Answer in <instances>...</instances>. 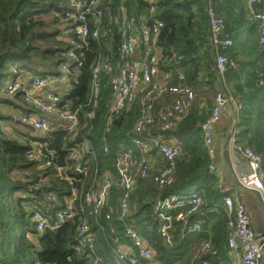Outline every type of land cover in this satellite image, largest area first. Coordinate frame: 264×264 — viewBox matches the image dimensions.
I'll use <instances>...</instances> for the list:
<instances>
[{
	"label": "built area",
	"instance_id": "built-area-1",
	"mask_svg": "<svg viewBox=\"0 0 264 264\" xmlns=\"http://www.w3.org/2000/svg\"><path fill=\"white\" fill-rule=\"evenodd\" d=\"M103 0H67V21L77 24L73 29L66 31V40L71 45L67 56L69 61H78L77 51L87 48L86 39L89 35L99 39L102 32L104 8L100 5ZM122 0L117 7L114 22L118 25L120 42L117 53L120 56L115 64L118 75L111 79L112 103L110 106L112 116L123 109H129L133 101L140 100V117L134 123V132L139 136L132 139L135 145L143 151V154L133 166V155L130 150L122 148L115 157L114 169L116 174L109 171L101 172L98 165L91 167V162L96 160L97 154L89 138L78 141L82 127H89L96 114V108L100 98L101 74L108 75L113 70L109 58L99 56L92 65V84L89 106L86 112V122L81 124L79 112L81 105L76 108L69 103H63V97L70 94L73 83L77 82L76 73L72 72L73 63L64 62L60 66L58 75H42L30 71H24L17 64L12 65L4 90L9 94L22 92L26 101L33 106V111L24 113L21 122L29 125L32 129L48 133L54 130L65 132L64 138L73 145L69 149L68 167L61 166L55 161L56 151L46 142L32 140L27 143L25 152L26 159L36 162L40 167H53L70 186V192L64 200V204L55 209V223L53 228L72 220L79 212L83 219L77 226V243L74 250L78 253H87V257L93 258L95 264H100L101 259L95 254L96 234L91 227V219L101 216L109 204L113 191H121L119 208L116 214L124 221L131 213V194L135 191L141 179L150 177L152 163L146 154L148 144H154L165 160V165L151 175L153 182L159 190H163L175 181L177 159L181 154V144L165 138L164 132L174 129L190 112L196 97V92L186 84L185 71L180 67L171 69L177 76V83L173 84L170 73L161 74L160 57L157 38L163 27V21L143 15L133 17L129 14L128 7ZM149 4L150 15L156 12L158 0H145ZM205 12L210 29V41L214 48L233 45L234 39L226 32L227 24L225 17L216 10L215 0H204ZM261 0H248L247 18L258 22L259 41L264 45V11L259 9ZM94 16V26L87 23V15ZM148 21V23H145ZM109 31L111 29L109 28ZM73 33V34H72ZM156 38V41H155ZM143 45L142 57L138 58V48ZM161 50V49H160ZM137 54V55H136ZM175 57V54H173ZM181 59V56L178 57ZM231 60L223 52L216 51L215 59L210 69L222 75L228 69ZM66 83V91L62 95L55 89L59 83ZM139 93H141L139 95ZM164 95L173 96V102L155 113V104ZM229 99L218 91L214 96V105L211 114L201 123V130L208 153L211 156L209 172L214 174L218 190L222 193V204L215 203L212 208L219 209L222 206L227 214L228 245L231 249L241 252L238 264H264V251L251 223V216L242 201L235 200L233 195L224 185L223 174L216 162L217 151L215 149V127L222 117ZM52 117L57 120L54 126ZM160 123V134L156 137L152 130L154 124ZM231 150L242 156L248 170L240 175V182L246 188L257 190L261 193L264 201V159L252 147L243 144L237 136L230 140ZM108 145L104 146V152H108ZM87 177L92 170V183L85 193L81 191L79 179L68 175V170ZM21 178H28L29 173L19 171ZM38 184L34 185L31 198L38 190ZM51 197H48L50 205ZM51 206V205H50ZM50 206H45L34 200L32 203V220L36 224V231L42 233L49 226L47 211ZM209 205L201 191L195 190L188 195L171 194L166 197H158L154 210L159 224L158 230L161 237L168 243L173 244L170 233L173 221L183 224L186 234H196L203 230L204 222L209 217ZM174 211L175 214L171 212ZM106 213V218H110ZM124 236L132 243V248L137 253L121 244V236L116 235L114 241L117 247L113 250L118 264H161L156 256V246L147 242L135 228L127 224ZM213 245L209 239L200 243L196 264H210L207 255L212 251ZM0 264H4L0 255Z\"/></svg>",
	"mask_w": 264,
	"mask_h": 264
},
{
	"label": "trees",
	"instance_id": "trees-1",
	"mask_svg": "<svg viewBox=\"0 0 264 264\" xmlns=\"http://www.w3.org/2000/svg\"><path fill=\"white\" fill-rule=\"evenodd\" d=\"M66 1L0 0V255L4 264H95L94 259L87 257L86 252L78 253L74 250V245L77 243V226L83 219L80 212L72 220L61 224L58 228H53L54 220L42 233L36 231V224L32 220L33 201L37 200L45 206L51 205L49 209L54 214L55 209L64 204V200L70 192V186L53 167L45 168L44 174L49 176L47 183H43L40 179L36 180L31 174L28 178L16 175L17 171L27 169L30 162L25 156L27 144L13 138L4 129V122L9 118L4 112V107L16 106L17 101L24 102L21 99L24 95L22 92L9 94L4 90L12 65L17 64L24 71L42 75H58L61 73L60 66L64 62L73 63L71 70L76 73L77 82L73 83L70 94L63 97V103L67 102L73 108L81 105L79 116L83 125L87 121L86 112L89 108L87 102L91 92L92 65L99 56L109 58L113 70L108 75L101 74L102 84L95 117L89 122L91 128H81L78 141L84 138L90 139L97 154L96 160L91 162V167L93 170L98 165L101 172L107 171L112 166L116 154L123 146L130 150L134 156L140 152V148L132 141L133 138L139 136L133 131V128L141 113L140 100L137 98L129 109H123L114 114L109 121L113 98L110 82L114 75H118L115 64L120 59L117 53L120 33L118 25L113 19L122 0L102 1L100 6L104 8V14L101 36L99 39H95L89 35L86 39L87 48L76 53L78 61H69L67 56L71 45L65 39L66 31L75 28L77 24L65 20L68 10ZM125 3L130 15L135 17L146 15L163 21V27L158 37L162 54L160 64L164 58H167L174 62L171 69L174 67L185 68L186 84L188 85L190 75L187 72V65L192 63L191 56L196 47L194 42L198 40L200 45H205L209 41L194 38L197 29H201V31L203 29L200 17L192 9L194 4H199V1L158 0L153 16L150 15L149 4L145 0H126ZM225 20L227 30L232 34V31L237 28L229 26L228 19ZM87 23L90 27L94 26V16L91 13L87 15ZM208 44L210 45L209 42ZM179 56L181 59H178ZM174 77L176 81H172V83L176 84L177 76L174 74ZM33 110L32 108L30 112ZM187 117L188 115L174 129L166 132H172L179 137L184 134L187 137L192 136V130L184 123ZM153 127L159 128L158 121ZM194 131L200 134L201 128L195 126ZM64 135V131L54 130L48 133H39L33 139L46 142L56 151L55 161L63 167H68L70 164L69 149L73 144L66 140ZM105 145L109 147L108 152H104ZM198 152L199 150L193 151V155L197 157L181 160L178 157L175 181L165 189L159 190L151 180L152 177L143 185L146 190L142 186L137 188L131 195L133 205L126 220L119 219L115 210L110 207V203L101 216L91 219L90 223L94 232L99 230V227H106L112 231L111 239H109L112 244L111 248L105 246L104 236L97 239L95 254L102 260L100 264H118L113 252L117 246L114 244V237L116 235L123 236L127 224L132 225L147 242L156 246V256L161 264H182L181 258L177 257L178 246L176 243L168 244L159 233L154 204L158 197H166L171 194L186 195L192 192L194 187H202L205 190L206 193L203 195L209 205V214H214L218 218V230L222 234L223 240L228 216L222 206L219 209H211V205L215 203L222 204V193L218 191L221 194L219 202L212 201L219 199V196H215L213 189L215 176L205 170L209 166V156ZM92 170L85 177L84 193L91 186ZM68 175L76 176L78 179L81 177L71 169L68 170ZM145 179L147 180V178ZM78 183L80 185L79 181ZM36 184H38V191L31 198ZM147 190L150 191L147 192ZM48 197L56 198L57 201L52 199L49 205ZM106 213L111 214L110 218H106ZM53 218L55 219V215ZM179 223L174 220L173 226H180ZM116 224H119V228ZM100 242H103L101 244L104 246ZM213 243L216 244L215 235ZM194 261L196 264L197 260Z\"/></svg>",
	"mask_w": 264,
	"mask_h": 264
},
{
	"label": "crops",
	"instance_id": "crops-1",
	"mask_svg": "<svg viewBox=\"0 0 264 264\" xmlns=\"http://www.w3.org/2000/svg\"><path fill=\"white\" fill-rule=\"evenodd\" d=\"M198 1L199 4H194L192 9L196 15L200 17L203 29L202 31L201 29H197L194 38L207 39L209 40L208 42L210 45L208 42H206L205 45H200L199 41L195 40V52H193L191 56L192 63H188L187 65V72L188 75H190L188 85L196 92L192 108L187 119L184 121V123H186V125L192 130V136L187 137L186 134H184L179 137L176 134H172V132H166L164 136L165 138L181 144L179 160L183 158L189 159V157H197L196 155H193V151L199 150L198 153L203 152V154L209 156L210 164L212 159L208 153L207 146L205 145L202 130L199 134V132L194 131V127L201 128V123L211 114L215 94L218 91H221L226 95L229 99L228 105L225 107L222 117L215 127V149L217 151L216 162L218 168L223 173L225 187L233 195L235 200L242 201L245 204L251 216V223L256 233L259 234V230L264 229V203L261 200L259 192L257 193V191L243 187L240 182V175L248 170L247 163L242 156L231 150V144L228 149L230 153L228 158L229 161H227L225 157V144L229 139V135L232 134V136H237L243 144L252 147L264 159V45L259 41L258 22L250 21L247 18L248 0H216V10L218 13L223 15L225 19H228L229 26L237 28L232 31V34L226 29V32L234 38L233 45L227 47L220 46L216 49L210 41V29L207 14L205 12V1ZM258 7L261 11H264V0H261ZM132 16L135 17L134 15ZM145 23H148V21H145ZM142 49L143 45H140L137 51L138 58L142 57ZM160 49L158 50V54L161 58L162 54ZM216 51H222L227 54L231 60L228 69L222 75L210 69V65L215 59ZM173 65L174 62L172 60L164 58L160 64L161 74L170 73L171 81H176L174 73L171 70ZM182 69L185 71V68L182 67ZM66 87V83L63 82L57 84L55 89L63 95L66 91ZM140 94L141 93H139V95ZM21 99L24 100L23 103L17 101L16 106L4 107V112L9 116L5 122L7 123V127L10 130L14 129L16 133L11 132L12 134H10L8 132V134L18 141L27 144L34 140L33 138L39 133H43L33 130L29 125H25L21 122V116L24 113L30 112L33 108V106L25 100L24 95ZM172 102L173 96L164 95L155 104V113L159 114L160 110L169 106ZM52 121L54 126H56L57 120L55 117H52ZM152 130L156 137L160 134V129L158 127H152ZM180 133H182V131H180ZM187 139L189 140L188 142ZM122 148H124V146ZM136 154L138 155H133V166H135L136 161L143 154V151L140 150V152ZM146 154L149 156L152 163L151 175L165 165L163 156L159 153L154 144H148ZM208 169L209 166H207L205 170L207 171ZM26 170L29 174L35 177L36 180L40 179L43 183H47L49 180V176L44 174L45 168L40 167L34 161L30 162V165ZM107 171L116 174L114 162ZM17 172L19 173V171ZM207 172L209 173V171ZM18 173L16 175H18ZM150 177L147 178V180L141 179L142 182L140 183L139 181L140 184L138 183L137 188L142 186V188L145 189L143 185L148 179H150ZM84 181L85 177L81 176L79 178L81 191L85 189L86 184ZM213 189L215 191V196H219V199L212 201L219 202L221 194L218 192L219 190L216 180H214ZM195 190H201L202 193H206L202 187H194L192 189V191ZM149 191L150 190H147V192ZM121 196V191L112 192L109 199L112 210L116 211V209L119 208ZM52 199L57 201L56 198ZM130 203L132 206L133 203L131 202V198ZM47 213L49 225H51L55 220L53 218L54 214L51 213V211H47ZM171 213L175 214L174 211ZM218 223V218H216L214 214H209L208 219L204 222L203 230L199 233L186 234L181 222L179 223L181 227H172L170 233L173 242L178 246L177 257L181 258L182 264H194V260L197 259L200 243L204 239H209L213 244L212 251L207 255L210 264H238L241 252L239 250L235 251L229 247L227 228L222 240V234L218 230ZM116 225L117 228H119V224ZM105 229L107 228L99 227V230H96V242L99 237L104 236L105 246L110 247L112 244L109 239H111L112 231H110L111 229L105 231ZM214 235L216 244L213 243ZM122 237H124V239H122ZM101 243L103 242H100V244ZM114 244L116 245L117 242ZM121 244L137 253V250L132 248L131 241L128 237L124 235L121 236ZM101 245L104 246L103 244Z\"/></svg>",
	"mask_w": 264,
	"mask_h": 264
},
{
	"label": "water",
	"instance_id": "water-1",
	"mask_svg": "<svg viewBox=\"0 0 264 264\" xmlns=\"http://www.w3.org/2000/svg\"><path fill=\"white\" fill-rule=\"evenodd\" d=\"M34 130V129H33ZM231 136H232V134L231 135H229V139L227 140V142H226V144H225V157H226V159H227V161H229V156H230V153H229V151H228V149H229V145H230V138H231ZM207 171H209V169L207 170ZM223 174V173H222ZM242 186H243V184H242ZM243 187H245V186H243ZM246 188V187H245ZM247 189H249V188H247ZM251 190H253V189H251ZM254 191H257V190H254ZM259 191H257V193H258ZM260 193V192H259ZM260 197H261V200L263 201V198H262V196H261V193H260ZM263 203H264V201H263ZM260 232H259V234L258 233H256L257 234V236H259L260 237V243L262 244V248H263V251H264V229L263 230H259ZM256 232V231H255Z\"/></svg>",
	"mask_w": 264,
	"mask_h": 264
},
{
	"label": "rangeland",
	"instance_id": "rangeland-1",
	"mask_svg": "<svg viewBox=\"0 0 264 264\" xmlns=\"http://www.w3.org/2000/svg\"><path fill=\"white\" fill-rule=\"evenodd\" d=\"M110 46V45H109ZM9 108H11V107H9ZM18 111V110H17ZM137 120V119H136ZM4 129H5V131L6 132H9L10 134H12L11 132H13V133H15V130L14 129H12V130H10L8 127H7V123L6 122H4ZM16 134V133H15Z\"/></svg>",
	"mask_w": 264,
	"mask_h": 264
}]
</instances>
